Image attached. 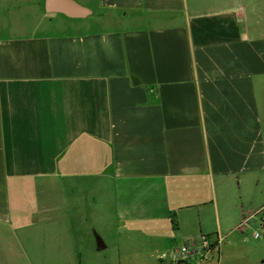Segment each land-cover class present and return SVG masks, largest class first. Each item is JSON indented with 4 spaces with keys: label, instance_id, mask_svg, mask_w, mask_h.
<instances>
[{
    "label": "crops",
    "instance_id": "1",
    "mask_svg": "<svg viewBox=\"0 0 264 264\" xmlns=\"http://www.w3.org/2000/svg\"><path fill=\"white\" fill-rule=\"evenodd\" d=\"M76 1L0 0V233L220 259L264 221V0Z\"/></svg>",
    "mask_w": 264,
    "mask_h": 264
},
{
    "label": "rangeland",
    "instance_id": "2",
    "mask_svg": "<svg viewBox=\"0 0 264 264\" xmlns=\"http://www.w3.org/2000/svg\"><path fill=\"white\" fill-rule=\"evenodd\" d=\"M92 16H94V13L87 18ZM261 216L264 217V210L260 211L256 217L260 218ZM254 220H252V223H254ZM255 221L253 235L258 231L261 233V237H251L250 231L246 232L247 237H245L243 243L251 248L249 250L242 245L243 243H239L237 247L229 245L228 238L224 241L225 244L222 245V256L219 259V240L211 237V246L208 249L202 250L196 247L197 249L191 251L201 257L211 258L212 264H264V244L261 243L264 242V231L262 223L259 222L260 220ZM13 234L12 231L0 233V264H135L136 260L133 259V253L138 252L142 245L145 246V244L140 245V242L137 244L133 242L124 243L125 238L123 236L119 237L120 235H106L103 236V240L108 247L104 250H97L94 238L77 236L73 238L77 243L74 245V253L71 254L69 238L63 233L48 234L50 236L38 232L25 235L21 233ZM137 240L141 241L142 238ZM254 246H257V249ZM118 248H122L123 251L119 252ZM260 250L261 253H258ZM245 251H249L251 254L255 253L249 255ZM168 255L171 257L172 253L169 252ZM245 255H249V257H245ZM119 256L124 258L121 263L118 259ZM187 258L183 262L178 259L177 264H189L190 261ZM150 261H153V264H161L162 262L166 263L169 259L160 261L154 257L153 260H148V262Z\"/></svg>",
    "mask_w": 264,
    "mask_h": 264
},
{
    "label": "water",
    "instance_id": "3",
    "mask_svg": "<svg viewBox=\"0 0 264 264\" xmlns=\"http://www.w3.org/2000/svg\"><path fill=\"white\" fill-rule=\"evenodd\" d=\"M44 7L49 13H61L70 18H86L93 13L90 7L82 5L76 0H45ZM97 248L99 250L105 248L101 238L97 241Z\"/></svg>",
    "mask_w": 264,
    "mask_h": 264
},
{
    "label": "built area",
    "instance_id": "4",
    "mask_svg": "<svg viewBox=\"0 0 264 264\" xmlns=\"http://www.w3.org/2000/svg\"><path fill=\"white\" fill-rule=\"evenodd\" d=\"M260 211H262V210H260ZM247 222H248V220L245 218L241 222V224L238 226V229L240 231H244L245 228H246L245 225H246ZM261 223H262V228H263V231H264V221H261ZM254 237L255 238L261 237V233L258 232V231L255 232L254 233ZM210 246H211V242H210V237L209 236H202L201 240L198 241L197 243H194V242L186 243L183 246H181V248L179 250V254H180L179 260H181L182 262L185 261V259L187 258L188 254L190 253V251L193 250V249H197L196 247H198V248H200L202 250H205L206 248L208 249V247H210Z\"/></svg>",
    "mask_w": 264,
    "mask_h": 264
}]
</instances>
